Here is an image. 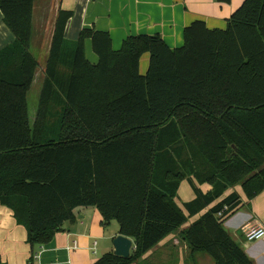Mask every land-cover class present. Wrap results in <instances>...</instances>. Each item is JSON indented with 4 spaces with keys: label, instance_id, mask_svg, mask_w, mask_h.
Instances as JSON below:
<instances>
[{
    "label": "trees",
    "instance_id": "trees-1",
    "mask_svg": "<svg viewBox=\"0 0 264 264\" xmlns=\"http://www.w3.org/2000/svg\"><path fill=\"white\" fill-rule=\"evenodd\" d=\"M34 2L0 0L15 36L0 51V204L26 228L32 264L37 247L90 207L135 246L129 259L109 252L95 264H144L177 232L192 255L254 264L224 228L242 198L225 194L241 187L251 201L264 192V0H245L226 29L194 21L177 49L159 35H139L114 51L109 33L95 29L69 41L73 14L60 11L40 94L45 113L32 127ZM87 40L96 65L86 57ZM186 180L195 198L182 209L176 198ZM203 185L212 189L204 193Z\"/></svg>",
    "mask_w": 264,
    "mask_h": 264
},
{
    "label": "crops",
    "instance_id": "crops-1",
    "mask_svg": "<svg viewBox=\"0 0 264 264\" xmlns=\"http://www.w3.org/2000/svg\"><path fill=\"white\" fill-rule=\"evenodd\" d=\"M244 1L231 0L229 4H220L215 0H35L30 50L42 57L44 65L40 70L41 64L32 53L39 64L34 82L44 83L60 11L73 14L65 32L69 41H77L84 29H95L109 33L114 51H119L129 37L139 35H159L171 49H177L184 45V31L194 21H204L210 29H226L229 19ZM14 41L15 36L4 23L0 10V51ZM85 53L86 57L89 55L87 59L91 64L98 63L91 40L85 42ZM149 59L148 54L142 57L141 74L147 72ZM184 182L188 181L182 184ZM182 184L178 194L181 193ZM200 188L204 193L212 189L209 185ZM233 192L240 195L243 205L225 221L224 228L254 264H264V239L249 242L242 234V228L251 220H257L264 227V192L251 201L245 197L241 187L229 189L225 195L229 196ZM186 195L184 204L195 198L191 185ZM177 198L176 203L179 205ZM204 213L206 211L190 217L181 230L188 228ZM105 227L95 207L77 209L75 219L66 222L51 243L34 250L37 257L33 264H95L100 259L98 241H111L112 244L102 250V253L107 254L114 252L113 240L120 235L119 230L115 236L107 235ZM185 254L193 264H202V259H199L202 253L192 255L186 242L181 239L180 232H177L166 237L141 261L144 264H168L164 262L172 259L175 264H185ZM32 255L33 248L27 242L26 228L17 223L10 209L0 204V264H32Z\"/></svg>",
    "mask_w": 264,
    "mask_h": 264
},
{
    "label": "rangeland",
    "instance_id": "rangeland-1",
    "mask_svg": "<svg viewBox=\"0 0 264 264\" xmlns=\"http://www.w3.org/2000/svg\"><path fill=\"white\" fill-rule=\"evenodd\" d=\"M32 53L35 56H37L35 51H33ZM37 58L41 64L39 66V69L42 70V68H43L42 66L44 65V61H43L42 57L37 56ZM145 73L146 72H144L142 75H145ZM42 85L43 84L41 81H40V83H37V80H36L34 82V85L31 88L29 94H28V103H27V105H28V116H29L30 123H31L32 127H34V125H35V122H36L38 115H39V111L43 110V112L45 113V107L42 108L41 103H40V94H41V90H42ZM41 124H42V122H39V125H41ZM182 186L183 187H182L181 193L178 194L177 202L179 203L178 206L183 208V204H184V202H186L187 196H188V195H186V191H190V185L188 184V182H184L182 184ZM105 230H106L107 235L115 236L119 230L118 223L115 220H112L105 227ZM98 242H99L98 256H99V258H101L106 253V252L102 253V250L105 248H108L107 246H110L112 243H111V241H107L106 239H103L102 241H98ZM133 250H135V249H133ZM185 256H186V260H187V254H185ZM199 257H200L199 259H202V260H200L202 264H214L212 258L208 255L202 254V256H199ZM186 260H185V264H193V262H191L190 260H187V261ZM173 261L174 260L170 259V261L164 262V263H168V264L174 263L175 264V262H173Z\"/></svg>",
    "mask_w": 264,
    "mask_h": 264
},
{
    "label": "built area",
    "instance_id": "built-area-1",
    "mask_svg": "<svg viewBox=\"0 0 264 264\" xmlns=\"http://www.w3.org/2000/svg\"><path fill=\"white\" fill-rule=\"evenodd\" d=\"M225 211H228V207H225L222 212L217 214V216L222 218L223 212ZM242 234L245 237V239L249 242H256L259 240H263L264 239V227L257 220H251L249 223H247L242 228Z\"/></svg>",
    "mask_w": 264,
    "mask_h": 264
},
{
    "label": "water",
    "instance_id": "water-1",
    "mask_svg": "<svg viewBox=\"0 0 264 264\" xmlns=\"http://www.w3.org/2000/svg\"><path fill=\"white\" fill-rule=\"evenodd\" d=\"M132 239L119 235L113 240L114 253L122 259H129L135 247Z\"/></svg>",
    "mask_w": 264,
    "mask_h": 264
}]
</instances>
